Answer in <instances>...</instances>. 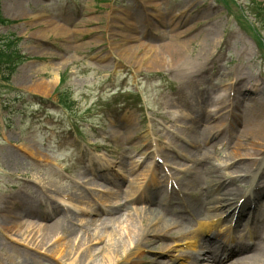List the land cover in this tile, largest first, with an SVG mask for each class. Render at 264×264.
Returning <instances> with one entry per match:
<instances>
[{
	"label": "rangeland",
	"instance_id": "374dc122",
	"mask_svg": "<svg viewBox=\"0 0 264 264\" xmlns=\"http://www.w3.org/2000/svg\"><path fill=\"white\" fill-rule=\"evenodd\" d=\"M256 1L264 2V0ZM235 2L245 5L248 0H235ZM236 3L230 2V8L227 11L216 0H0V13L4 19L11 21L6 26L0 27V35H6L3 37L8 38L15 35L21 38L17 50L21 57L16 62L19 66L11 74L0 72V264H27V260L32 261L33 264H70L73 261L75 264L95 263L92 259L87 262L75 260V249L72 250L70 258L68 254L66 255L65 252L69 246L64 245L68 242L66 233L53 238L47 244L41 243V235L37 233L38 228L41 225L54 223L56 217L63 219L65 228L73 227L72 239L81 237L86 232V221L89 218L85 217V220L80 222L74 220L76 212L71 214L69 211L66 217L62 212L52 215L50 209L44 206L38 208L37 202L42 198L40 190H44L50 196L61 195V192L63 194L72 192L74 204L86 201L84 198H89L93 188H79L77 184L74 185L72 178L80 175L78 173L81 168L88 175L91 169L104 167L102 164L104 157L100 156L101 152L94 146L112 142L111 151L108 150V152L114 163H117V168H121V170L115 169L120 177L114 174L115 172L103 174L106 180L104 191L111 198L120 194L123 198L118 204H123L126 198L128 199L126 194L129 191L123 185L129 175L125 167H131L132 163L136 165L134 167L139 175L132 177V183L136 187L142 186L149 170L148 159L146 162H141L140 154L127 151L131 149L138 151L132 145L144 142L146 133L150 131L155 133L151 136V143L153 146L155 143L158 144L156 150L160 153L170 152L169 146H174L171 142L174 141L175 135L168 134V139H165V132L163 133L165 129H162V125L171 122L169 114L171 109L181 111L185 119L176 128L179 129L178 134L195 136L197 144H200L199 146L185 145L193 151L194 158L200 160L199 163L202 159H206L208 163L218 167L224 178L237 177L236 174L231 173V167L226 168L227 165L232 164L229 159L233 156L249 154L247 151L240 150L237 145L234 146L235 141L242 145L248 144L238 141V134L242 127L240 112L237 109L242 106L244 112L250 107L249 104L253 99L264 97V28L254 21L253 15L249 12V16L244 10L240 14L236 9L234 14L229 13L234 11L233 7ZM210 5L214 7L211 13L207 12L209 10L207 7ZM188 9L187 17L174 28L170 22L174 19V15L179 16ZM109 12L113 13L112 17L118 24L125 25V22L119 19L122 16L127 19L126 24L133 26V31L121 29L119 31L124 34L132 33L137 37V40H133L128 45L133 43L137 46L143 42L146 48H158L174 36L186 32V54L179 70L187 74L194 67L196 73H199L200 71L195 68L198 67L203 72V76L206 73L201 81L203 83L207 81L206 90L200 101L204 102L207 95L212 94L210 99L206 103L197 105L196 111L188 113L177 107V99L172 95L175 90L171 87L175 85V81L179 80L177 73L179 70L170 68L150 71L142 68L137 73L134 63L115 67L119 62L116 43L121 41L122 37L116 33L115 24L112 33L107 29ZM55 28L56 31H54ZM212 32L216 33L215 37L212 36ZM161 35H163L162 40ZM211 36L212 44L208 48L202 47L207 41L206 37L211 38ZM204 50L203 58L196 60ZM210 54H212L211 58H209ZM1 56L6 57L3 54ZM2 57L0 61L3 63L5 58ZM56 71L60 76L54 88H48L46 93L32 89L33 84L40 82L52 84L55 81ZM150 72L167 75L166 81L156 78L149 81L147 78ZM231 74L245 75L249 80L236 87L241 92V96L238 95L236 98L238 100L240 98V103L238 102L237 105L235 103L233 116L236 111L235 120L236 123H240L239 125L219 118L213 120L211 115V110L218 107L213 100L215 94L223 93L225 102L229 92H234L233 87L227 85L230 81L226 82L231 79ZM7 75L9 82L4 81ZM255 86H258L256 92L243 94L244 89ZM134 92L139 95L133 98ZM184 92L187 95H193L197 92V87L184 86ZM60 99H63L66 105L61 104ZM220 108L225 112L231 110L225 104L217 109ZM125 111H131L134 114V125L130 128L125 122H121V115ZM160 113L165 116V120ZM120 124H122L121 127ZM118 128L133 131L138 138L122 145L113 139L111 133L113 129ZM221 130H227L226 137L214 147H210L217 142V140L212 142V137ZM208 132H210L209 139H205ZM151 143L148 146L144 144V150H155ZM234 148L237 153H232ZM28 149L32 151L31 155L27 153ZM185 155L187 159L176 164L186 169L185 171H190L195 167L194 160ZM235 158L245 160L242 163H248L257 158L256 164L259 163V159H262L260 163L264 164V149L263 152L253 156ZM166 159L171 161L169 159L172 158L166 157ZM44 160L56 165H45ZM94 160H100V167L93 164ZM64 168L69 178L61 172ZM262 168L264 170V166ZM259 176L258 183L263 182L264 173ZM37 177L40 182H33ZM159 177L160 184L156 186L151 196L165 204L166 182L164 178ZM183 177L180 175L177 178ZM96 181L101 182V180ZM240 183L232 187L249 188V185L244 182ZM114 184L120 186L117 188ZM205 187L198 183L190 189L184 188L198 199L200 192L206 190ZM17 194L28 199L26 208L28 205L34 206L29 213L32 215L36 212V218L30 219L26 217L27 214H22L18 218H13L15 220H11L6 216L4 212H8L12 207L10 202L15 203L13 209L19 206L20 211L23 210L14 199ZM41 203L45 204L43 199ZM89 205L90 208H95L91 203ZM150 206L159 210L155 207L157 204ZM112 207L119 208L117 205ZM123 208L118 209L119 212L114 215L110 212L111 216L103 212H94V216L90 217L96 219L95 223L89 227L94 236L102 233L105 226L103 223L109 217L114 216L117 220L109 223L108 231H112L111 226L116 229L118 225L123 224L124 230H121L120 236L117 237V243L108 250L113 260H121L123 256H126L127 251L130 252L133 245L142 239L143 221H152L146 212L147 209H144L141 203ZM198 209L200 211H196L195 217L206 220V212L201 207ZM220 212L224 214L222 210L210 213L215 216ZM263 214L264 203L257 210L256 217L262 220ZM98 215L106 217L99 218ZM173 224L171 222L166 229ZM177 225L179 229L174 230L173 234L192 231L191 227L197 224L195 221H184ZM12 226H14L13 229H11ZM79 239L75 238L74 243ZM172 239L157 242L155 250L161 251L168 245L169 253L183 255V253L175 252ZM28 241L30 245H27ZM37 245L38 248H36ZM76 247L78 248L79 245ZM86 247V244L83 245L79 253H84L83 249ZM98 247L101 248L103 245H97L94 242L92 250ZM153 251H147L152 253L149 257L155 255ZM158 254L161 255V253ZM202 255L200 258L202 262L199 264H209L211 253L206 252ZM133 257H136L135 254ZM164 258L161 259L170 264L171 258L167 255ZM183 263L193 264L187 259H184Z\"/></svg>",
	"mask_w": 264,
	"mask_h": 264
},
{
	"label": "bare ground",
	"instance_id": "6f19581e",
	"mask_svg": "<svg viewBox=\"0 0 264 264\" xmlns=\"http://www.w3.org/2000/svg\"><path fill=\"white\" fill-rule=\"evenodd\" d=\"M175 16V15H174ZM183 17L184 15L180 16L178 19H176V23L173 26L174 28L177 27L178 24H180L181 22H183ZM121 19H124L123 17H120ZM172 22V20L170 21ZM113 24L116 25L117 27V31L116 33H118L120 35V37H122L121 41L117 42L116 44L118 45L117 48V55L119 57V62L118 64L123 66L124 64H132L134 63L133 66H136L137 70L139 71L142 68L146 69V70H150V71H160L163 69H170V68H174L175 70H179L180 65L183 64L184 62V54H186V42L185 40H181V41H174V42H169L168 44H162V46H159L158 48H154V47H144L146 45L143 44V42L139 43V45L134 46L133 43L128 45L129 43H131L133 40H137V37L135 35H133L132 33L129 34H124L122 32H119L120 29L123 31H133V26L126 24L124 26L119 25L117 22H113ZM164 24H167V22H164ZM54 31H56V28L54 29ZM187 33H183L179 36H185ZM212 36L215 37L214 34L212 32ZM208 38L206 37V42L204 43V45L202 47L204 48H208L210 44H212L213 38ZM144 47V49H143ZM144 50V51H143ZM205 53V50L202 51L199 55V57L196 59H202V55ZM198 56V55H197ZM196 56V57H197ZM212 57V54H210L209 58ZM165 68H161L164 67ZM197 68V71H200L199 73H196V70L194 69V67L191 69V71L189 73L186 74L185 71H180L177 72L180 76H179V80L181 82H186V83H191L198 74L202 75L203 72L201 70ZM150 74H157L154 72H150ZM55 75V81L52 82V84H47L46 82H40L39 84H33V88L34 91L36 92H43L46 93L48 90V88H54L56 86V84L58 83L59 80V76L60 74L58 73V71H56L54 73ZM244 75V74H243ZM245 79H247L244 76H237L235 77V84L236 85H240L242 83H244ZM206 90V88L204 89V91ZM209 91V90H208ZM248 92V88L244 89V93ZM182 93L183 90H182ZM241 95V92H238ZM178 95H180V92H177ZM212 94L207 95V99L202 102L200 101L199 98H196L195 100H193L194 104L189 105L190 108H192L194 105H199L202 103H206V101H208V99H210ZM216 96L214 97V104H217L216 106H220L223 104V100H224V94L223 93H217L215 94ZM243 96V95H242ZM212 100V101H213ZM211 101V102H212ZM183 102L179 101V104L182 105ZM238 103V102H237ZM240 103V100H239ZM250 107L247 108L244 112L242 111V106L240 107V111L241 115H240V121H241V127L242 130L239 132L238 134V141L239 142H243V143H248L247 145H242V143H237L235 141L234 146H238V148L240 150L243 151H247L249 152L248 155H244V154H240V155H236L233 156L232 159L236 160L235 157H244V156H253L255 154H257L258 152H263L264 149V97L261 99H253L250 102ZM183 106V105H182ZM252 108V111H251ZM174 116H177V113L174 112L173 113ZM212 118L216 119L217 116H219V118H225L226 115H222V112L218 111V110H213L212 111ZM123 121L127 124V127L130 128L132 125H134V117L131 114H124V116L122 117ZM210 121V120H209ZM208 121V122H209ZM114 126H116L115 123H112ZM120 127L122 126V124L119 125ZM174 129V127H173ZM189 130V129H188ZM193 132V131H192ZM113 135V138H117L119 141H121V144L123 145V142H127L130 141L131 139H133L134 132L132 131L131 133L129 132L128 129H113V131L111 132ZM110 133V134H111ZM209 134L207 138H209ZM166 137L168 138V136L166 135ZM185 137L187 138V140L191 141L192 143H196V139L195 136H191L190 135H185ZM226 137V135H221L220 140H224V138ZM184 138V136H183ZM141 147V145H137V148L139 149ZM236 148H234L232 153H237V151H235ZM27 153L29 155H31L32 151L30 149L26 150ZM133 153V152H130ZM263 154V153H260ZM165 158L166 157H170L172 159H169L171 161L175 160L176 158L174 156H169V155H163ZM180 157L182 158V156L180 155ZM246 158V157H245ZM238 161H235L233 166L231 167V169H233V174H241V173H245L246 175H250V173L253 170V167L255 166V160H251L248 163H242L245 160H241L240 158ZM48 161V160H44L43 162ZM247 161V160H246ZM129 171L131 174H135L134 173V168L133 167H129ZM92 174L95 176V172H92ZM132 176L135 175H131L130 178ZM251 176V175H250ZM83 183H91L93 182V180H91L90 178L85 176H82ZM226 178V177H225ZM40 179L34 178L33 182H40ZM239 179L237 178H233L231 179L229 182H231L229 185L227 183V180L222 181L221 180V175L220 172L218 170V168L208 164V163H201L199 164V166L192 170V173L190 172L188 174V177H186L185 179H181L180 181V185L190 189L192 186H194L197 183H200V185H204L207 188V191L203 192L201 195V200H203L204 202H202L201 200H194L193 199V194L191 192L189 193H185L183 190H181V193L183 196H178L179 200H182L181 202L179 201V206L180 208H182V206H184V209H181L182 212L185 213V215H190L192 214V210L189 207V204L191 205V208L193 210L198 209L202 206L203 210L210 211V210H215L219 207H221L226 201L232 199H235L237 196H239L240 194L238 193L239 189L237 188H232L231 186L234 184L233 182L238 181ZM152 181L155 182L156 178H152ZM127 184V188L132 192V190L134 189V185L131 181V179H127L126 181ZM125 184V186H126ZM98 187L102 188V184L98 183L97 185ZM214 186H219L218 189L216 190V193L214 195H211V191L213 190ZM263 192H259L257 194V198H259L261 196V194H263ZM99 199V201H101L100 203L97 202L95 203V206L97 204V208L95 210L94 209H90L95 213H98V211L101 212H113V213H117L119 212L118 209L116 207H112L113 204L118 203L117 201H110L109 198L103 200L102 197H97ZM120 198V196H119ZM255 198V199H257ZM16 204L17 205H24L27 204V198L23 195L17 194V196L15 195L14 197ZM118 199V196L115 197V200ZM59 202H62L63 204H68L71 205V197L69 202L65 199H63L62 197H60L58 199ZM149 202H152L151 199L148 200ZM101 204V205H100ZM161 204V203H160ZM177 205V204H176ZM32 205H28L27 208L24 207V209L20 212H16V211H11L9 213V217H18L19 215L21 216L24 212H27V215H30L29 210L31 209ZM159 207V206H158ZM161 210L160 212L156 211V210H152L149 209L148 210V214L149 217L152 221H143V226H144V231L142 233V239L141 241H139L136 246H135V254L141 251L142 247H147L148 249H154L156 248V243L159 241H163L162 239L164 238V236L168 235L169 233L166 231V227L174 220L179 221H185L188 220L186 218L180 217L179 215L173 213V208L169 207L168 205H165L164 207L160 206ZM245 205L239 207L240 211H246L245 209ZM79 210H82L79 208ZM170 216V217H168ZM184 216V215H181ZM32 218V217H30ZM101 218V217H100ZM240 218V217H239ZM238 218V220H239ZM115 219L117 220V218H107L105 220V222L103 223L104 229H102V233H100L99 235L94 236L93 234L90 233V229L89 227L92 226L95 222L94 220L96 219H90L87 221L86 223V232L82 234L81 237L77 236L73 238L74 235V229L73 227L70 228H65L64 224H63V220L61 218L55 220L54 223L50 224V225H41V227L38 228L37 233H39L41 236V243H45L47 244L49 241H51L53 238L58 237L59 235L62 236L63 233H66L68 237V242L64 243V245H69L68 249H66L67 252L66 255H69V258L71 257L70 255H72V250L75 249V254L76 255V259L77 261H85L87 262V260L92 259L95 263L93 264H138V260L134 257H126L124 259L121 260H113V258L111 257V252L108 251L110 250V248H113V246H115V244L117 243V237L120 236V232L121 230H124L123 224L122 225H118L116 227V229L112 227V231H108L109 230V223L111 224L112 222H116ZM237 220V221H238ZM107 223V224H106ZM14 226L11 227V229H13ZM16 227V226H15ZM18 229V228H17ZM12 231V230H10ZM17 232V231H16ZM18 233V232H17ZM208 233H210V231H208ZM77 234V233H76ZM182 234L180 236L181 240H186L188 243L190 242V246L189 249H191V251L196 250L197 251V247L199 248V253H201L204 250L203 246H199V237L194 235H191L190 237L188 236H184L183 238ZM246 238L249 239V241H251V245L250 246H236L235 248H230L228 252H233V254H237V255H241L239 258H237L235 264H249V261H254V264H264V231L263 232H256L253 231L250 234H248L247 236H245ZM75 238H80L78 242L74 243ZM77 240V239H76ZM37 241V240H36ZM200 241H202V239H200ZM96 242L97 245H103V247L98 249H93V243ZM181 242V241H180ZM205 242V241H204ZM30 242H27V245ZM71 243V244H70ZM206 243H211V247L213 248L214 246H212V241L207 240ZM86 244V248L83 249L84 253L82 252L81 254L79 253L81 251V247L83 245ZM79 247L77 248L76 246ZM71 246V247H70ZM239 247V248H238ZM36 248H38V245L36 246ZM226 249H221L220 247L215 249L213 248V251H215L216 256L213 260V262H215V264H224V262L228 259L229 254L226 253ZM163 251V250H161ZM250 254L246 255L247 252H250ZM64 252V251H63ZM87 252V253H86ZM230 253V254H231ZM85 254V256H84ZM87 255V256H86ZM143 255H141V258L143 259ZM149 259L146 260L145 262H147L148 264H166L165 262L159 261L158 259H151L150 257H148ZM180 258V257H179ZM177 258L175 259L176 262L178 264H183L180 262V259ZM182 258V257H181ZM188 258V257H187ZM113 260V261H112ZM195 262H198L199 259H197L196 257H194L193 259ZM117 261V262H116ZM27 264H33L32 261L27 260L26 261ZM74 262V261H73ZM70 263V264H75V263ZM175 262V261H174ZM66 263V262H65ZM92 263V262H91Z\"/></svg>",
	"mask_w": 264,
	"mask_h": 264
}]
</instances>
